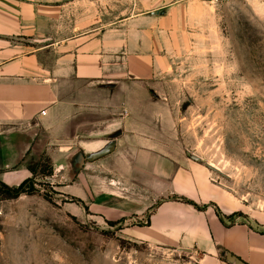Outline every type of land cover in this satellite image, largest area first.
Here are the masks:
<instances>
[{
	"label": "rangeland",
	"instance_id": "374dc122",
	"mask_svg": "<svg viewBox=\"0 0 264 264\" xmlns=\"http://www.w3.org/2000/svg\"><path fill=\"white\" fill-rule=\"evenodd\" d=\"M0 4L6 20L0 36L16 50L40 52L46 62L61 41L101 27L122 28L134 11V0ZM156 28L147 35V46L141 43L149 78L112 88L107 111L98 115L99 130L120 124L126 136L116 156L81 169L86 180L76 182L74 166L68 174L66 157L61 166L54 162L51 154L63 144L44 145L48 132L28 128L35 123L15 124L12 129L20 132L0 125V182L13 187L31 180L18 196L0 193V264H234L224 253L209 256L195 248L128 239L121 231L124 219L90 208L94 192L105 187L92 184L90 175L113 184L109 169L120 163L121 179L135 184V194L148 196L150 168L173 158L182 168L192 161L202 164L243 210L264 213V0H184ZM23 169L27 177L21 179ZM115 186L130 196L123 184ZM98 201L121 211L136 207L127 199Z\"/></svg>",
	"mask_w": 264,
	"mask_h": 264
},
{
	"label": "crops",
	"instance_id": "0c3cea01",
	"mask_svg": "<svg viewBox=\"0 0 264 264\" xmlns=\"http://www.w3.org/2000/svg\"><path fill=\"white\" fill-rule=\"evenodd\" d=\"M181 1L134 0V11L124 17L122 28L101 27L61 41L60 49L49 50L46 57L52 60L48 63L40 59V52L16 50L17 45L11 47L8 39L0 36V125H11L7 132H20L12 129L15 124L24 127L35 123L28 128L48 132L44 145L63 144L57 154H51L54 162L61 166L66 157L68 174L74 166L76 182L86 180L81 169L116 156L126 136L120 124L101 130L96 126L100 110L107 111L108 92L149 78L143 59L147 53L141 43L147 46V35L157 33L156 26L167 11ZM0 19V23L6 22ZM145 25L154 28H141ZM122 168L119 163L109 169L113 184L99 174L90 175L92 184L105 185L94 192L90 208L114 220L124 219L123 236L152 246L190 247L209 256L224 253L244 264H264V213L243 210L240 200L209 179L202 164L192 161L182 168L173 158L154 163L150 168L153 177L145 181L148 196L135 194V184L121 179ZM25 177L23 169L21 179ZM116 183L129 189L130 196ZM82 193L81 198H87ZM174 195L193 201L199 208ZM104 196L113 202L131 200L136 207L131 211L105 207L98 201ZM131 218L140 222H131Z\"/></svg>",
	"mask_w": 264,
	"mask_h": 264
},
{
	"label": "trees",
	"instance_id": "16d2710c",
	"mask_svg": "<svg viewBox=\"0 0 264 264\" xmlns=\"http://www.w3.org/2000/svg\"><path fill=\"white\" fill-rule=\"evenodd\" d=\"M50 174L51 173L49 171L47 173H45V175H50ZM30 181L31 180L29 178H26L22 182H20L17 186H13V187H10V186L4 184L3 182H0V193L5 195V196H8V197L18 196V194L27 191L25 184H29ZM29 187L32 188V185H30ZM179 199L196 206V204L193 201L187 200L185 198H179ZM196 207L199 208L198 206H196Z\"/></svg>",
	"mask_w": 264,
	"mask_h": 264
},
{
	"label": "water",
	"instance_id": "95a60500",
	"mask_svg": "<svg viewBox=\"0 0 264 264\" xmlns=\"http://www.w3.org/2000/svg\"><path fill=\"white\" fill-rule=\"evenodd\" d=\"M194 160H196V158L193 157ZM226 255V259L228 262L234 263V264H244L242 261H240L238 258H236L233 255L230 254H225Z\"/></svg>",
	"mask_w": 264,
	"mask_h": 264
}]
</instances>
